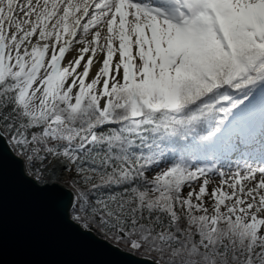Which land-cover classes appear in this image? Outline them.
<instances>
[{
	"label": "snow or ice",
	"instance_id": "6c2138e0",
	"mask_svg": "<svg viewBox=\"0 0 264 264\" xmlns=\"http://www.w3.org/2000/svg\"><path fill=\"white\" fill-rule=\"evenodd\" d=\"M0 141L146 264H264V0H0Z\"/></svg>",
	"mask_w": 264,
	"mask_h": 264
},
{
	"label": "water",
	"instance_id": "95a60500",
	"mask_svg": "<svg viewBox=\"0 0 264 264\" xmlns=\"http://www.w3.org/2000/svg\"><path fill=\"white\" fill-rule=\"evenodd\" d=\"M4 150L6 146L0 149V264H146V258L72 224L44 191L20 179L17 163Z\"/></svg>",
	"mask_w": 264,
	"mask_h": 264
},
{
	"label": "rangeland",
	"instance_id": "374dc122",
	"mask_svg": "<svg viewBox=\"0 0 264 264\" xmlns=\"http://www.w3.org/2000/svg\"><path fill=\"white\" fill-rule=\"evenodd\" d=\"M95 230V229H94ZM96 235H98L99 237H102V238H104V239H106L104 236H102L101 234H100V232H98V234L95 232V231H93ZM109 242H111L112 244H115V242L114 241H109ZM117 246H119V247H121V248H123V249H126L125 248V246L124 245H122V244H119V245H117ZM127 250V249H126ZM137 255H139V256H141V254L140 253H136Z\"/></svg>",
	"mask_w": 264,
	"mask_h": 264
},
{
	"label": "trees",
	"instance_id": "16d2710c",
	"mask_svg": "<svg viewBox=\"0 0 264 264\" xmlns=\"http://www.w3.org/2000/svg\"><path fill=\"white\" fill-rule=\"evenodd\" d=\"M92 231H95V232L98 234V232H97L96 230L93 229ZM122 245H123V244H122ZM125 250H126V249H125ZM136 255H137V254H136Z\"/></svg>",
	"mask_w": 264,
	"mask_h": 264
}]
</instances>
